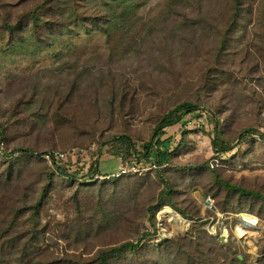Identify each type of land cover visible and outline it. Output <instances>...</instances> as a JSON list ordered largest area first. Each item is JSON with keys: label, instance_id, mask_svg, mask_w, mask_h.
<instances>
[{"label": "rangeland", "instance_id": "1", "mask_svg": "<svg viewBox=\"0 0 264 264\" xmlns=\"http://www.w3.org/2000/svg\"><path fill=\"white\" fill-rule=\"evenodd\" d=\"M183 2L145 0L136 7L139 30L142 31L143 23L149 19ZM28 4L27 0H0V11L4 13V19L0 18V138L1 141L5 139L7 153L14 154V159H21L19 169L22 168L27 176L41 179V174L51 173L58 166L75 177L70 180L56 173L50 184L39 182L30 192L31 197L43 199L42 222L49 228L55 227L49 237L57 239L58 245L69 252H86L85 257L89 258L112 244L124 243L131 227H138L139 233L133 238L135 243L139 241L142 247L147 245L154 249H162L164 243L176 237L204 231L217 236L221 244L233 247L240 253V259L246 256L253 264L263 261L264 200L234 194L223 182L258 191L264 198V139L260 134L241 132V129H258L264 133V0H247V11L229 44L228 56L220 61L222 64H218L216 58L213 66L217 67L207 70L208 62L199 60L192 75L199 74L202 80H186L179 87L177 81L181 79L177 80L174 75H181V68L154 69V73H150L154 84L149 82L147 74H131L138 60L128 46L130 41H121L120 30L111 40L98 32L90 35L82 32L53 39L36 50L31 43L23 45L12 41L3 22L12 12L15 23H25L26 7L36 5ZM154 30L161 32L159 27ZM124 49L126 54H122ZM112 53L124 55L126 61L119 65L124 63L128 76L136 81L137 100L126 110V116L121 112L113 113L102 104V116L94 123V109L85 103L80 113L68 86L66 94L62 91L64 88H59L63 99L55 97L54 88L58 82L55 77L60 73L56 69H63L62 78L68 84L72 79L68 76L71 73L68 67L74 60L79 61L80 67H94L99 59L104 64ZM66 64L69 66L65 67ZM33 83L42 86L39 88L41 100L29 91ZM45 87L52 88L47 95ZM38 100L49 101L54 107L48 115L50 121L66 124L61 130L66 146L51 148L41 141L44 135L32 132V122L37 119L34 113L41 106L32 102ZM185 101H193L199 110L194 116H176L175 123L164 129L163 139L170 140L171 148H177L183 134L186 138L176 158L161 168L172 187V202L155 210L163 187L155 174V160L138 158L134 153L133 165L123 168L126 174L111 177L120 173L122 164L107 152L123 136L132 138L135 147L142 150L143 143L154 137L160 119ZM62 106L64 110H60ZM82 112H85V119ZM220 131L221 138L230 142L231 151L221 152L223 168L218 174H212L206 168L217 154L214 144ZM52 152L63 153L67 158L51 163L46 155ZM86 154L90 162L86 161ZM207 200L211 203L209 207L205 205ZM149 206H155L156 216L152 223L146 213ZM213 206H219V210L214 211ZM167 209L186 227L177 228L176 222L165 213ZM240 217L251 218L255 223L246 222L250 227H245ZM143 233L150 236L145 237ZM152 255L157 262L158 253L152 252ZM131 263L130 257L113 262Z\"/></svg>", "mask_w": 264, "mask_h": 264}, {"label": "trees", "instance_id": "2", "mask_svg": "<svg viewBox=\"0 0 264 264\" xmlns=\"http://www.w3.org/2000/svg\"><path fill=\"white\" fill-rule=\"evenodd\" d=\"M144 1L27 0L28 5H36L26 7L25 23H15L14 14L9 12L3 22L4 29L12 41H18L23 45L31 43L35 50L42 45H48L53 39L82 32L88 35L98 32L111 40L120 30L122 31L121 41H130L134 44L129 45V43L128 46L136 53L138 64L130 71L131 74H147L149 82L154 84L150 78V73H154V69L163 71L181 68L182 74L174 75L177 80L181 79L177 81V87H179L186 80H202L199 74L194 77L192 75L199 60L208 62L205 67L207 70L212 68L216 58L218 64H222L220 61L228 56L229 44L237 34L239 22L247 11L245 7L247 0H184L182 5L143 23L144 28L140 31L136 7ZM251 6L250 14L253 16L254 10ZM1 9L6 10V7ZM0 18L4 19L3 11H0ZM157 27L161 29V32L154 30ZM140 38L143 41L139 42ZM27 52H29L28 49ZM125 52L126 49L122 54H126ZM102 61L99 59L98 65L94 67H80L78 60H74L70 66L66 64L65 67L69 66L68 69L71 72L68 76L72 77L68 84L62 78L63 69H56L60 73L55 77L58 81L54 88L55 97L63 99L59 88H64L62 91L66 94L65 88L68 86L70 94L78 102L80 113L85 103L94 109V123L102 116V104H105L113 113L121 112L125 115L126 110L131 108L137 100L136 81L128 76L126 71L128 67L124 63L119 65L121 61H126L124 55L118 56L112 53L104 64ZM39 88H42L40 83H33L29 90L38 99L42 94ZM44 89L46 95L52 90L50 87ZM132 91L135 92L130 95ZM40 100L32 102V104L41 105L34 113L33 117L37 119L32 122V132L44 135L41 141L48 143L47 145L51 148L66 146L61 137V130L66 124L50 121L48 115L54 107L49 101ZM196 107L193 101L177 104L160 119L155 127L154 137L143 143L142 150L135 147L132 138L123 136L117 139L116 144L112 145L107 152L108 156L119 159L123 168L133 165L135 154L138 158L142 156L155 160V174L163 182V187L159 192L156 208L149 206L146 210L150 223L155 220L154 208L156 210L166 206L167 202H172V187L165 180L161 168L171 164L182 150L183 140L186 138L183 134L177 148H171L170 140L163 139L166 136L164 129L173 125L178 115L185 118L194 116L199 110ZM64 109L63 106L60 108V110ZM45 112L47 115H41ZM81 116L85 119V112H82ZM241 132L247 135L260 134L264 139V133L258 129H241ZM221 135L220 131L214 144L217 154L211 160L210 167L206 168L212 174H218L223 168L221 152L231 151L230 142L223 140ZM244 136L242 138H245ZM154 138H157L155 142ZM2 143L4 148L0 155V264H113L114 261L127 257L132 258L131 264H253L248 262L246 256L240 259V253L234 251L231 246L221 244L217 236L209 235L204 231L196 232V234L191 232L186 237L169 240L162 245V249H154L147 245L142 247L139 241L135 243L133 240L134 235L139 233L138 227L129 229L123 240L124 243L112 244L92 257H85L88 255L85 254L86 252L71 253L58 245L57 239L52 240L49 237L55 227L49 228L42 222L40 215L43 199L31 197L30 192L39 182L45 181L50 184L56 173L70 180L75 178L74 175H69L65 169L57 166L55 171L41 174V179L27 176L22 168L19 169L21 159H14V154L7 153L9 149L5 139H2ZM223 184L229 191L241 197L264 200L262 193L258 191H250L227 182ZM216 209L219 210V206H216ZM182 214L186 216L184 212ZM142 235L150 236L149 233ZM152 252L158 253L157 262L154 261ZM257 264H264V260Z\"/></svg>", "mask_w": 264, "mask_h": 264}, {"label": "built area", "instance_id": "3", "mask_svg": "<svg viewBox=\"0 0 264 264\" xmlns=\"http://www.w3.org/2000/svg\"><path fill=\"white\" fill-rule=\"evenodd\" d=\"M3 148H4V144L2 143L1 138H0V154L3 152ZM86 155H85V157L87 158L86 161L90 162V157ZM66 158L67 156L60 152H52L46 155V160H48L51 163H56V161H63ZM83 161H85V159H83ZM126 172H127L126 170L122 169L120 173H118L117 175L113 174L111 175V177H120L122 175H125Z\"/></svg>", "mask_w": 264, "mask_h": 264}, {"label": "bare ground", "instance_id": "4", "mask_svg": "<svg viewBox=\"0 0 264 264\" xmlns=\"http://www.w3.org/2000/svg\"><path fill=\"white\" fill-rule=\"evenodd\" d=\"M165 213H168L171 217H172V219H173V221L174 222H176V227L177 228H180V229H182V228H184V227H186L185 225H184V222H180V218L178 217V216H175L172 212H171V210L170 209H167L166 210V212ZM240 219H241V222L243 223V224H247V223H249V224H253V223H255V221L253 220V219H251V218H247V217H244L243 219L240 217ZM244 220V221H243ZM247 222V223H246ZM248 225V224H247ZM248 227H250L249 225H248ZM242 232V231H241ZM239 233V232H238Z\"/></svg>", "mask_w": 264, "mask_h": 264}, {"label": "water", "instance_id": "5", "mask_svg": "<svg viewBox=\"0 0 264 264\" xmlns=\"http://www.w3.org/2000/svg\"><path fill=\"white\" fill-rule=\"evenodd\" d=\"M205 205H206L207 207H209V206L211 205L210 200H207L206 203H205ZM212 209H213L214 211L216 210V208H215L214 206L212 207ZM240 221H241V219H240ZM244 226H245V227H248L247 224H244Z\"/></svg>", "mask_w": 264, "mask_h": 264}, {"label": "crops", "instance_id": "6", "mask_svg": "<svg viewBox=\"0 0 264 264\" xmlns=\"http://www.w3.org/2000/svg\"><path fill=\"white\" fill-rule=\"evenodd\" d=\"M121 164H122V162H121ZM122 169H123V166H122Z\"/></svg>", "mask_w": 264, "mask_h": 264}]
</instances>
